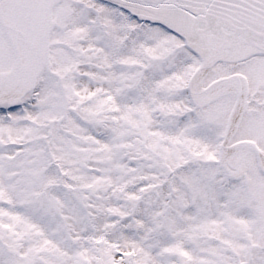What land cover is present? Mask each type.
<instances>
[{
  "label": "snow or ice",
  "instance_id": "6c2138e0",
  "mask_svg": "<svg viewBox=\"0 0 264 264\" xmlns=\"http://www.w3.org/2000/svg\"><path fill=\"white\" fill-rule=\"evenodd\" d=\"M0 264H264V0H0Z\"/></svg>",
  "mask_w": 264,
  "mask_h": 264
}]
</instances>
